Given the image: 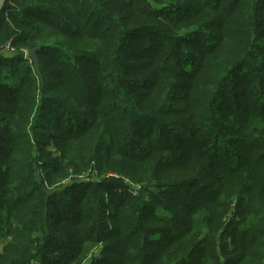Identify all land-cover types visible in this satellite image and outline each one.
I'll return each instance as SVG.
<instances>
[{
	"label": "trees",
	"instance_id": "trees-1",
	"mask_svg": "<svg viewBox=\"0 0 264 264\" xmlns=\"http://www.w3.org/2000/svg\"><path fill=\"white\" fill-rule=\"evenodd\" d=\"M165 1H6L0 264H264V0Z\"/></svg>",
	"mask_w": 264,
	"mask_h": 264
},
{
	"label": "rangeland",
	"instance_id": "rangeland-1",
	"mask_svg": "<svg viewBox=\"0 0 264 264\" xmlns=\"http://www.w3.org/2000/svg\"><path fill=\"white\" fill-rule=\"evenodd\" d=\"M151 1V3H152V5L154 6V8H157V9H159V10H162V9H164V7H165V5L164 4H168V1H165V0H162V2H166V3H163V4H161V5H159V4H157V3H155V2H153V0H150ZM7 53V56L9 57V58H13L14 57V55L16 54V53H18V52H23V54H25V57L27 58L28 57V54H29V51H28V49H26V48H19V47H14L13 46V48H11V47H9V48H7V51H6ZM29 62V64H32V62L31 61H28ZM187 63H188V61H186ZM33 65V64H32ZM13 67V65H11L10 66V69L9 70H5V68H3L2 70L4 71V73L6 74L5 75V77H6V79H7V72H9L10 70H11V68ZM19 67H20V65H16V70L18 71V70H20L19 69ZM6 79H3V80H6ZM44 87V86H43ZM57 155H59V154H57ZM89 177L87 176V178H85V179H82V180H87ZM131 189H137V191H138V187H136V185H131ZM118 193H119V190H118ZM112 197V194L111 195H109V196H107V199H110ZM101 247L102 246H97L95 249L93 248L92 249V252L90 253V256H89V258L87 259V260H85L86 262H85V264H90L91 263V261H92V257L94 258V257H97V256H100V250H101Z\"/></svg>",
	"mask_w": 264,
	"mask_h": 264
},
{
	"label": "water",
	"instance_id": "water-1",
	"mask_svg": "<svg viewBox=\"0 0 264 264\" xmlns=\"http://www.w3.org/2000/svg\"><path fill=\"white\" fill-rule=\"evenodd\" d=\"M6 1L7 0H1L0 1V14H1V11H2V9L4 8V6L6 4ZM40 49H41L40 46L31 49V51H29L28 58L32 61V64H34L35 72H36L37 76L39 77V79L41 81V84H42V87H43L44 86L43 74H42V71H41V64H40V61H39V58H38V55H37V52Z\"/></svg>",
	"mask_w": 264,
	"mask_h": 264
},
{
	"label": "bare ground",
	"instance_id": "bare-ground-1",
	"mask_svg": "<svg viewBox=\"0 0 264 264\" xmlns=\"http://www.w3.org/2000/svg\"><path fill=\"white\" fill-rule=\"evenodd\" d=\"M1 1V0H0Z\"/></svg>",
	"mask_w": 264,
	"mask_h": 264
}]
</instances>
